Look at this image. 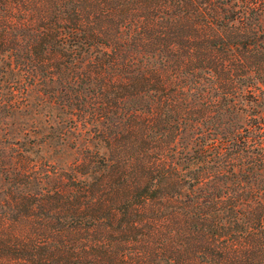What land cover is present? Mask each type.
Here are the masks:
<instances>
[{"label": "trees", "instance_id": "1", "mask_svg": "<svg viewBox=\"0 0 264 264\" xmlns=\"http://www.w3.org/2000/svg\"><path fill=\"white\" fill-rule=\"evenodd\" d=\"M263 1L0 0V111L75 151L6 170L0 264H264Z\"/></svg>", "mask_w": 264, "mask_h": 264}, {"label": "rangeland", "instance_id": "2", "mask_svg": "<svg viewBox=\"0 0 264 264\" xmlns=\"http://www.w3.org/2000/svg\"><path fill=\"white\" fill-rule=\"evenodd\" d=\"M30 103L26 110H13L9 115L0 111V117L7 115L0 119V184L7 176L6 170L18 168L21 158L41 172L43 162L64 166L75 156L64 141L49 137L50 126L53 128L63 118L61 112Z\"/></svg>", "mask_w": 264, "mask_h": 264}]
</instances>
